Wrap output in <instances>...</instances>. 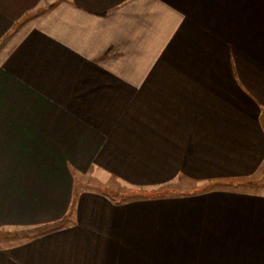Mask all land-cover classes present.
I'll return each instance as SVG.
<instances>
[{
	"label": "crops",
	"instance_id": "obj_1",
	"mask_svg": "<svg viewBox=\"0 0 264 264\" xmlns=\"http://www.w3.org/2000/svg\"><path fill=\"white\" fill-rule=\"evenodd\" d=\"M257 177L264 0H0V264H264Z\"/></svg>",
	"mask_w": 264,
	"mask_h": 264
},
{
	"label": "rangeland",
	"instance_id": "obj_2",
	"mask_svg": "<svg viewBox=\"0 0 264 264\" xmlns=\"http://www.w3.org/2000/svg\"><path fill=\"white\" fill-rule=\"evenodd\" d=\"M257 178H258V180L260 179L259 177H257ZM113 181H111V183H112L113 186H111L112 188L111 189L109 188V189L111 190L110 193H112L114 195H118V196H121V195L130 196V195H139V194L144 193L142 191L125 188V187H123V186H121L118 183H115ZM257 181L254 182L253 184L249 183V186H251V187L252 186H262V183L264 182V178L261 177L260 182H257ZM193 188H195V187H193ZM255 188H258V187H255ZM176 189H173V188H171L169 190L166 189V190L159 191L157 193H169L168 191H172V190H174V191L171 192V193H174V192L177 191ZM246 189H248V187ZM262 189L264 190V185H263V187H261V190ZM179 191H181V190H179ZM152 193H155V192H152ZM3 234H5V233H0V236L3 235ZM2 240H5L6 241L7 239H2Z\"/></svg>",
	"mask_w": 264,
	"mask_h": 264
},
{
	"label": "trees",
	"instance_id": "obj_3",
	"mask_svg": "<svg viewBox=\"0 0 264 264\" xmlns=\"http://www.w3.org/2000/svg\"><path fill=\"white\" fill-rule=\"evenodd\" d=\"M64 223H65V219L62 220V221H60V222L57 223V224H54L52 227H60V226H62ZM45 228H47V226H44L43 228H40V229L36 230L35 232L39 233L40 231L44 230ZM37 233H36V234H37Z\"/></svg>",
	"mask_w": 264,
	"mask_h": 264
}]
</instances>
